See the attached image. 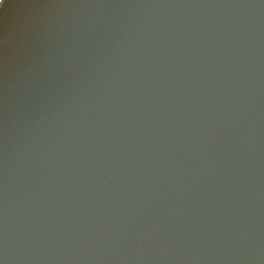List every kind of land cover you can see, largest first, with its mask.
I'll return each instance as SVG.
<instances>
[{"label": "clouds", "instance_id": "clouds-1", "mask_svg": "<svg viewBox=\"0 0 264 264\" xmlns=\"http://www.w3.org/2000/svg\"><path fill=\"white\" fill-rule=\"evenodd\" d=\"M0 264H264V0H0Z\"/></svg>", "mask_w": 264, "mask_h": 264}]
</instances>
